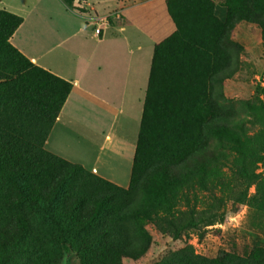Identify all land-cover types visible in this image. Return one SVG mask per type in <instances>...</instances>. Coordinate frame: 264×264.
I'll return each mask as SVG.
<instances>
[{
  "label": "trees",
  "instance_id": "obj_1",
  "mask_svg": "<svg viewBox=\"0 0 264 264\" xmlns=\"http://www.w3.org/2000/svg\"><path fill=\"white\" fill-rule=\"evenodd\" d=\"M165 3L175 30L153 50L127 188L44 149L72 85L10 44L22 18L0 9V264H59L64 246L81 264L136 261L151 245L148 224L177 240L222 221L203 217L198 196L223 188L225 169L243 198L256 187L264 211V92L258 103L224 94L241 68L232 34L255 25L264 41V0H221L223 18L215 0ZM247 117L260 126L253 135ZM172 264H264V249L208 258L184 246Z\"/></svg>",
  "mask_w": 264,
  "mask_h": 264
},
{
  "label": "crops",
  "instance_id": "obj_2",
  "mask_svg": "<svg viewBox=\"0 0 264 264\" xmlns=\"http://www.w3.org/2000/svg\"><path fill=\"white\" fill-rule=\"evenodd\" d=\"M165 2L74 0L68 9L60 0H0L1 10L22 18L10 44L72 85L44 149L121 188L129 185L154 47L175 30Z\"/></svg>",
  "mask_w": 264,
  "mask_h": 264
},
{
  "label": "rangeland",
  "instance_id": "obj_3",
  "mask_svg": "<svg viewBox=\"0 0 264 264\" xmlns=\"http://www.w3.org/2000/svg\"><path fill=\"white\" fill-rule=\"evenodd\" d=\"M215 2L218 17L222 7L221 0ZM232 37L241 44L243 52L240 71L224 82L225 97L233 101H263L264 86H261V79L264 77V41L261 31L255 25L240 23ZM244 126L250 135L260 129L251 117L245 119ZM261 171L262 168H259L258 172ZM224 183L226 185L213 195L202 193L198 196L201 202L198 210L203 211V217H215L217 220L222 217L221 222L216 221L214 225L207 227L200 223L196 229L185 232L177 240L159 234L148 224L146 229L151 235L148 251L136 261L123 259L122 263L172 264V254L184 246H191L196 254L208 258H213L221 252L242 256L253 248L264 249V211L255 207L252 200L256 187L251 186L246 198H243L245 185L228 169H225ZM216 198H221L222 202L215 200ZM59 264L81 263L78 255L64 246Z\"/></svg>",
  "mask_w": 264,
  "mask_h": 264
},
{
  "label": "built area",
  "instance_id": "obj_4",
  "mask_svg": "<svg viewBox=\"0 0 264 264\" xmlns=\"http://www.w3.org/2000/svg\"><path fill=\"white\" fill-rule=\"evenodd\" d=\"M99 30H100V29H98V28L95 29V33L98 34V33H99ZM261 82H262V83H261V86H264V77H262Z\"/></svg>",
  "mask_w": 264,
  "mask_h": 264
}]
</instances>
